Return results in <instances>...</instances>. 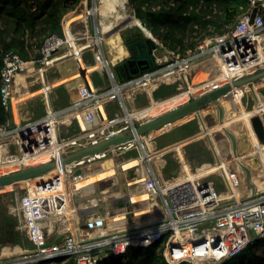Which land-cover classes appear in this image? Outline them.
I'll return each instance as SVG.
<instances>
[{
	"label": "built area",
	"instance_id": "1",
	"mask_svg": "<svg viewBox=\"0 0 264 264\" xmlns=\"http://www.w3.org/2000/svg\"><path fill=\"white\" fill-rule=\"evenodd\" d=\"M262 1L251 0L249 9L225 32L200 40L194 48L200 51L187 58L185 53L164 46L137 17L129 0L124 6L117 1L118 10L136 20L117 25L122 43L126 28H139L157 44L154 49L157 66L129 78L117 77L114 69L128 57V50L114 60L108 53L103 23L107 17L101 11L103 0H82L68 11L62 18L63 34H48L36 56L26 59L15 51L5 53L0 68V95L3 106L11 111L15 106L17 75L36 76L40 86L46 88L47 83L57 81L50 74L60 64L73 59L80 62L70 73L79 76L64 81L71 97L69 104L57 105L51 86L40 92L45 101L42 116L25 122L8 121L0 126V163L10 161L0 168V174L58 161L63 154L125 130L135 136L21 181L20 186L26 184L25 195L9 208L18 215L22 244L9 246L8 255L1 251L0 264H52L59 257L66 258L62 261L73 257L75 264H89L97 260L95 256L102 259L110 253L128 254L132 247L156 242L162 243V254L170 264H219L236 256L255 239L264 238V97L260 90L264 78L234 85L235 80L264 69ZM216 39L218 42L210 46ZM194 49H188V55ZM196 65L201 67L194 69ZM88 66L94 68L88 71ZM95 71L104 83L100 80L94 84L90 75ZM168 80L177 82L175 92L156 98L157 86ZM187 82L200 86L196 91H185ZM225 83H231L232 87L229 97L220 98L222 120L218 106L210 103L184 120L137 133L141 122ZM141 94L148 101L139 106L137 99ZM154 100L171 103L140 116ZM245 111L250 114L245 125L248 133L243 137L238 125L230 120ZM192 119L197 120L199 131L171 144L157 145L158 135ZM255 120L259 121L258 129ZM226 121L229 123L224 125ZM218 124L221 127L213 134L211 127ZM228 131L236 136L237 152ZM196 140H204L212 159L195 162L188 157L185 146ZM171 152L170 161H162ZM41 154L43 157H39ZM130 159L137 163L124 167V162ZM174 161L178 163V171L169 175L166 169ZM94 164L99 165L90 166ZM208 164L214 167L207 170ZM243 165L251 171L254 189L245 179ZM107 166L116 171L112 184L115 190L123 191L122 198H108L97 181L71 190L68 197L72 214L70 218L66 213L59 215V208L68 207L62 197L63 188L73 189L76 182ZM92 186L93 196L83 194ZM57 233L60 234L56 238ZM165 233L168 237L163 240Z\"/></svg>",
	"mask_w": 264,
	"mask_h": 264
},
{
	"label": "trees",
	"instance_id": "2",
	"mask_svg": "<svg viewBox=\"0 0 264 264\" xmlns=\"http://www.w3.org/2000/svg\"><path fill=\"white\" fill-rule=\"evenodd\" d=\"M81 1L0 0V68L6 52H18L27 59L38 54V50L48 34L54 32L63 34V16L76 8ZM129 1L135 9L137 17L149 28L151 33L164 46L182 54L186 53L188 49H194L200 40L206 36L225 32L251 5V0ZM261 89H263L261 93L264 97V87ZM154 96L159 98L165 95L155 92ZM70 102L71 97L67 94L62 101L60 100L56 104L65 106ZM12 117V111L3 106L0 95V126L12 121ZM195 120H189L158 135L156 137L157 145L162 147L196 133L199 129L195 130L197 122ZM168 136L170 138H167ZM185 149L188 157L194 159L206 147L202 140H196L188 143ZM210 158L208 151V157L200 159ZM8 224L7 222L0 226V238L3 242H5V238L2 236L3 230ZM167 237L168 233H165L163 240ZM20 240L21 237L19 236ZM260 243L264 244V238L255 239L236 256L225 259L219 264H264V247L261 252L257 250ZM162 247L161 242L148 246L132 247L128 254L110 253L108 256L89 264H170L162 254ZM65 259V257H59L54 259L52 264H75L73 257L67 261H62ZM180 264L192 263L183 262Z\"/></svg>",
	"mask_w": 264,
	"mask_h": 264
},
{
	"label": "water",
	"instance_id": "3",
	"mask_svg": "<svg viewBox=\"0 0 264 264\" xmlns=\"http://www.w3.org/2000/svg\"><path fill=\"white\" fill-rule=\"evenodd\" d=\"M140 33H144L143 29L139 30ZM139 33V34H140ZM145 35V34H144ZM125 47L129 52L128 57L120 63L118 66H115L117 77L129 78L138 73V71H143L150 69L151 67L157 66L155 64V56L153 53L154 49L157 47L156 42L154 41L151 35L134 37V33L130 32L125 35ZM136 66V69H132L133 66ZM121 70V72H120ZM264 78V69L259 70L255 73L242 77L234 81V85H242L245 83H251ZM232 84L225 83L213 87L208 91H205L201 95L193 98L190 101L176 105L170 109H166L163 112L141 122L137 128V133L143 134L149 130L165 127L169 124L176 123L186 116H190L194 111L199 108H202L210 103H214L218 106L220 119L223 118V108L220 98L224 95L229 97V91L231 90ZM231 139L234 151L237 152V139L233 132L228 131ZM135 136L130 130H125L123 132L117 133L116 135L101 140L99 143L90 144L86 147L77 149L75 151H70L66 154H63L62 157L56 161H49L34 165L28 168H22L21 170L0 174V187H20V182L38 175L48 169L54 168L56 165L66 166L68 163H71L75 160H79L86 156L101 152L106 150L109 147L115 146L121 142H124L128 139H131ZM245 171V179L250 186L254 189V184L251 180V171L248 166L243 165ZM167 172L170 174H175L178 171V163L174 161L171 165H168ZM11 241H14V238H11ZM98 259V256H95L94 260Z\"/></svg>",
	"mask_w": 264,
	"mask_h": 264
},
{
	"label": "rangeland",
	"instance_id": "4",
	"mask_svg": "<svg viewBox=\"0 0 264 264\" xmlns=\"http://www.w3.org/2000/svg\"><path fill=\"white\" fill-rule=\"evenodd\" d=\"M262 2H264V0ZM131 17L132 16L127 15V18H131ZM134 30H136V29H134V28H132V29L126 28V31H128V32H134ZM120 37L121 36L119 34H117V35L112 34V35L109 36V43H110L111 53H113V54H115L114 47L118 46V41H119ZM217 40L218 39L213 41L210 44V46L212 44H214V43H217L218 42ZM160 50H161V48L158 47V49H157L158 53L160 52ZM199 51H200L199 49H194V51H192L191 54H189V55H188L189 52L186 51L185 54L187 56H184V57L187 58V57L193 56L196 53H198ZM89 56L93 57V54H89ZM78 64H79L78 60H76V61L74 59L73 60H69L67 62H64V63L60 64L59 67L55 70V72H53V74L51 73L50 75L52 77L56 78L57 80H59L60 78H57L59 75L60 76H64L66 74L73 73L77 69V65ZM199 67H201V65H196L194 67V69H197ZM81 68H83V66ZM88 71H90L89 67H88ZM82 73H84V71ZM73 75H70V76H67V77L72 78ZM90 77L92 78V80H94V84H96V83L99 84L100 80H103L98 71H95L94 73H92L90 75ZM27 82H28V85L30 86V88L33 91L37 90L39 88V86H40V83L37 80L36 76H32V77L27 78ZM103 83H104V80H103ZM176 83L177 82L175 80H168V81L162 82V83H160L157 86V88H156L157 90L155 92H158L159 94H162V95H165V96L169 95V94H171V93H173L175 91ZM260 90H261V92H263V89H260ZM155 92H154V94H155ZM67 94L69 95V92H68V89L66 88V86H65L63 81L54 85V89H53V99H54V101H56V102H59L60 100L62 101L64 96L67 95ZM26 100H28V104L24 106V108H23L24 116L22 115L24 122L26 120H29V119L38 118V117H40V116H42L44 114V112H45V101H44V97L42 96L41 93L38 92V93L26 98ZM147 101H148V98L144 94L138 95L137 105L141 106V105L147 104ZM113 106H114V104L109 106L110 113H111L110 109ZM161 108H163V107H161ZM161 108H158V109H161ZM255 128H257V129L260 128V124H259L258 120H255ZM198 129H199V126H198V124L196 122L195 130H198ZM191 130L195 131L194 129H191ZM167 138H170V136H168ZM202 141H203L204 146L206 147V145L204 143V140H202ZM8 148L12 149V146L8 147ZM189 149H191V148H189ZM206 149H207V147H206ZM206 149H203L201 151V153L199 154V156L195 157L192 160L195 161V162H199V161H201L200 158L203 159V158L208 157V151L209 150L207 149L208 150L207 151ZM172 155H173L172 152L171 153H167L163 157L162 161H164V162L170 161V159L172 158ZM210 156H211V154H210ZM211 159H212V156H211ZM101 162L102 161L97 162V163H101ZM98 165L99 164H94V165H90V166L94 167V166H98ZM124 167L127 168L128 166H124ZM109 168H111V167L107 166L104 169L97 170L96 172L104 174V171L106 169H109ZM78 170H79V167H78ZM84 181H85V179H84ZM97 181L98 180H92L91 183L95 184V183H97ZM25 185H26L25 183H22L20 187H16V188H14V187H8V188L2 187V188H0V226H3L2 224H6L7 222L9 223L8 224L9 227L7 226L3 230L4 233H3L2 236L5 238V242H3L1 240V238H0L2 246L3 245L4 246L13 245V246L16 247L17 245L20 244L19 243L20 242L19 241V236H20V230L19 229L20 228H18L19 218H18V215L16 213V210H13V209L9 208V206H11L12 204H16V202H19V199H21V197H23L25 195ZM87 185L89 186L90 183L88 182ZM97 185H100V188L102 189L103 186L101 184L98 183ZM74 187H75V185H74ZM92 192H93V189H92V191L91 190L87 191V193H89L90 196H93ZM9 229L11 231L10 232L11 238H14L13 242L11 241V238H8V236H7ZM263 245L264 244H261V243L258 244L257 250L259 252L263 251L262 250L263 247H264ZM9 253L10 252L7 251V255Z\"/></svg>",
	"mask_w": 264,
	"mask_h": 264
},
{
	"label": "bare ground",
	"instance_id": "5",
	"mask_svg": "<svg viewBox=\"0 0 264 264\" xmlns=\"http://www.w3.org/2000/svg\"><path fill=\"white\" fill-rule=\"evenodd\" d=\"M117 1H118V3H121L124 6V3L126 0H103V4L101 6V11H102L103 16L107 17V19L106 18L103 19V23H104V26H105V29H106V32L108 35V41L106 43L107 49H108V53H109L110 57L112 58V60L119 58L122 55H125L127 50H126L125 45L122 43V38L120 37V39L118 41V46L114 47L115 54L111 53L109 36L112 34H115V35L119 34V32H117L116 27L121 21H123V22L136 21L135 17L132 16L131 18H127L126 15L122 14L123 11L118 10L120 7L115 6ZM252 66H248L247 68L250 69ZM182 71L185 72L184 69H182ZM23 76H26V75L23 74ZM19 82H20V85H24L23 79H19ZM56 83H57V81H54V83L51 82L50 83L51 85L47 83L46 88L44 86H41V89H42V91L43 90L46 91L51 86H54ZM199 86L200 85H194V83L187 82L185 91H187V90L196 91L199 88ZM170 103H171V101L155 102V100H154V104L144 108L142 110V112H140L139 115L143 116V115H146L148 113H153V111H155L156 109L164 107ZM15 105H16V102H15ZM261 110H262V108H261ZM249 114H250L249 111L239 112L238 114H236V116H234L232 118V120H230V121H234L236 123V125H238V131H239L240 136L245 137V135L248 133L247 130L245 129V125H246V120H248ZM228 123L229 122L226 121L224 125H226ZM219 127H221V124L212 126L211 127L212 133L213 134L217 133V130ZM212 137H214V135H212ZM254 139L257 141V137L255 135H254ZM180 153H181V149H179L178 154H180ZM39 157H43V155L41 154ZM245 157H247V156H245ZM242 158H244V157H242ZM9 163H10V161H8V160L4 161L3 163H0V168L5 167V165L9 164ZM135 163H137L135 159H130V160H127L124 162V166L131 167ZM213 167H214V165H209V164L207 166H205V168L207 170L211 169ZM115 172H116L115 169L111 167L109 169H106L104 171V174L94 172L89 176L91 178V181L92 180H98L99 184H101L103 186L101 189L102 190L101 192L102 193L103 192L108 193L107 197L111 198V199L112 198L117 199V197H121L123 195L122 190L118 191V190H115V187H113L112 178L115 175ZM91 184L92 183L90 182V185ZM0 188H2V187H0ZM65 188L66 187L63 188L64 192H63L62 197H63V199H65L67 201L68 207L62 208V209L59 208L58 213H59V215L66 213L68 218H70V215L72 214V209H71V200H70V197H68V196L70 195L71 190H74V188L72 189V186H71V188H69V187L66 189ZM89 189L92 191L93 186L90 187ZM68 201H69V203H68ZM60 202H62V201H60Z\"/></svg>",
	"mask_w": 264,
	"mask_h": 264
},
{
	"label": "crops",
	"instance_id": "6",
	"mask_svg": "<svg viewBox=\"0 0 264 264\" xmlns=\"http://www.w3.org/2000/svg\"><path fill=\"white\" fill-rule=\"evenodd\" d=\"M80 62V61H79ZM82 64V63H81ZM89 68H90V71L94 68V66H88ZM83 68H81V70H82ZM71 75V74H70ZM70 75H67V76H70ZM67 76H65V77H63V78H61V79H59V80H57V83H59V82H64V81H67V79H70V77H67ZM77 76H79V74H74L73 75V77L74 78H76ZM19 79H23V81H24V85H20V82H19ZM56 83V84H57ZM15 102H16V105L14 106V108H13V111H12V113H13V117H12V121L13 122H24V120H23V116H24V112H23V108H24V106L25 105H27L28 104V100H25V101H23V102H20V101H22L23 99H26V98H28V97H30V96H32V95H34V94H36V93H40V92H42V89H41V86H39V88L37 89V90H35V91H33L31 88H30V86L28 85V82H27V78H26V76H23V74H19V75H17L16 76V84H15ZM30 100V99H29ZM20 102V103H19ZM17 103H19L18 105H17ZM157 110H159V109H156L155 111H157ZM154 112V111H153ZM23 115V116H22ZM12 122V123H13ZM11 123V124H12ZM90 180V181H89ZM84 180H81V181H79V182H76L74 185H75V187H74V189H78V188H81V187H85V186H87V182L89 181V183L91 182V178L90 177H88V178H86L85 179V183L83 182ZM90 190V189H89ZM87 193V191H84L83 192V194H86ZM10 229H9V231H8V234H7V236H8V238H11V236H10ZM59 234L60 233H57V236H56V238L59 236ZM55 238V237H54ZM19 243H21V240H20V242ZM1 244V243H0ZM22 244V243H21ZM9 246H11V245H7V246H2V244H1V246H0V252L2 251H5V252H7V251H9ZM15 247V246H14Z\"/></svg>",
	"mask_w": 264,
	"mask_h": 264
},
{
	"label": "flooded vegetation",
	"instance_id": "7",
	"mask_svg": "<svg viewBox=\"0 0 264 264\" xmlns=\"http://www.w3.org/2000/svg\"><path fill=\"white\" fill-rule=\"evenodd\" d=\"M134 29H136V30H134V32H133V33H134V37L137 38V37H139V35H140V36L142 35V36L144 37V34H143V33H140V31H139L140 29H139V28H134ZM128 33H130V32H128V31L125 30V32H124V39H125V35H127ZM139 33H140V34H139ZM152 54L155 55V51H154ZM136 68H137V67L134 65L132 69H136ZM140 72H141V71H138V73H140ZM138 73H137V74H138Z\"/></svg>",
	"mask_w": 264,
	"mask_h": 264
}]
</instances>
